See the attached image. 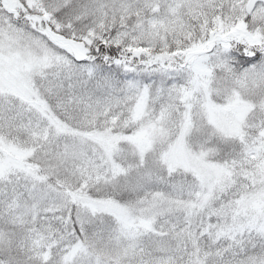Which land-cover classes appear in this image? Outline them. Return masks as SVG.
Returning <instances> with one entry per match:
<instances>
[{
    "label": "snow or ice",
    "instance_id": "6c2138e0",
    "mask_svg": "<svg viewBox=\"0 0 264 264\" xmlns=\"http://www.w3.org/2000/svg\"><path fill=\"white\" fill-rule=\"evenodd\" d=\"M0 264H264V0H0Z\"/></svg>",
    "mask_w": 264,
    "mask_h": 264
}]
</instances>
